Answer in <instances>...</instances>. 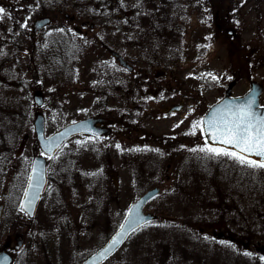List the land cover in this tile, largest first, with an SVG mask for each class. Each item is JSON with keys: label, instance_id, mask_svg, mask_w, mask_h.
<instances>
[{"label": "flooded vegetation", "instance_id": "flooded-vegetation-1", "mask_svg": "<svg viewBox=\"0 0 264 264\" xmlns=\"http://www.w3.org/2000/svg\"><path fill=\"white\" fill-rule=\"evenodd\" d=\"M43 1L0 0V8L4 9L0 14V86H51L54 90L51 112L60 107L58 97L61 101L66 100L64 104L71 116L49 134L67 124L82 120L89 122L87 131L70 137L49 157L51 160L59 158V169L87 170L91 156L96 158L94 163L99 161L94 167L101 169L102 156L114 154V161L107 165L110 167L108 171H114L118 180L123 181L120 175L128 171L127 182L121 184L118 181V190L112 197L116 204H129L126 210L121 208L112 213L113 219L122 215L118 225L106 234L113 222L111 214L105 217L100 208L89 207L82 229H77L74 224L72 227L70 221L69 226H63L65 230L60 236L68 244L77 241L79 246H93L79 262L80 249L70 250L63 264L75 261L82 264L102 249L120 228L130 206L153 188L158 190V195L147 203L146 212L147 206L163 191L164 200L179 203L180 218L155 213L157 218L152 221L161 217L167 224L178 223L176 229H163L172 234L165 238L177 240L176 249H167L164 258H148L154 251L153 245L148 243L150 229L145 227L152 223L149 222L131 232L122 245L100 264L110 261L117 264H264V212L237 210L230 205L234 201L246 200L247 190L241 188L240 194L235 193L234 185L217 173V167L227 162L226 156L191 150L205 144V135L200 130L191 134L200 107L198 98L184 94L185 89L175 82L177 65L167 61V37L152 29L148 34H140L139 20L123 18L120 13L111 18L98 17L99 14L88 17L89 7L85 3L73 0L76 2L74 9L68 10L64 2L49 0L46 4ZM38 9L45 12L36 16ZM134 13L135 10H131L127 16ZM207 14L220 31L225 30V60L231 85L235 88L246 81L248 86L251 83L264 86V0H222L219 3L212 0ZM43 17L49 18V23L37 28L36 21ZM144 30H147L145 26ZM213 61L197 60L195 67L199 73L212 74ZM63 86H68L65 91ZM35 93L42 96L43 106V92L37 88ZM261 101H264L263 96ZM41 107L37 113L44 115L47 130ZM19 122L17 144H6L0 150V181L7 166L20 158L25 148L21 136L24 116ZM148 122L152 123L151 126L146 125ZM1 129L0 126V139L6 140L7 131ZM215 164L208 172L201 169ZM140 170L144 172L137 178ZM164 171L175 172L178 182L175 187L170 185L163 190V184H156L143 189L149 180L169 182L172 175H164ZM29 172L30 167L26 173L19 171L13 189L0 194V236L7 233L9 226L16 233L14 244L11 237L0 243V256H10L12 264L14 256L11 251L23 249L21 234L27 229L24 223L34 222L52 180L48 171L46 190L36 211L30 215L21 211ZM91 174L99 179V172L98 176ZM204 202L210 204L208 212L201 208ZM190 208L197 211L188 210ZM106 227L108 229L104 231ZM137 232L142 236L134 244L133 235ZM81 239L82 242H78ZM167 239L165 246L169 244ZM0 261L4 264L5 260Z\"/></svg>", "mask_w": 264, "mask_h": 264}, {"label": "rangeland", "instance_id": "rangeland-1", "mask_svg": "<svg viewBox=\"0 0 264 264\" xmlns=\"http://www.w3.org/2000/svg\"><path fill=\"white\" fill-rule=\"evenodd\" d=\"M48 1L44 0L43 3L47 4L49 3ZM75 1L87 4L89 7L88 17H96L99 14L98 17L111 18L114 17V14L120 13L123 18H135L139 20L138 30L140 34H148L152 29L158 35H165L167 37V61L170 64L177 65V79L175 82L178 86L181 85L186 90H183L184 94L187 93L188 96L190 95V98L193 96L198 98L197 102L200 107L198 121L202 120L205 110L224 94V91L230 83V75L226 69L225 60L227 37L225 30L220 31L211 19V16L209 18L207 14L209 2L212 0ZM54 2H64L68 10L74 9V4L76 3L73 0H54ZM216 2L219 3L222 0H216ZM47 7L50 9V6ZM131 10H135V13L129 17L127 14ZM44 12L42 9H38L36 16ZM101 12H103V15ZM143 26L147 29L144 32ZM211 59H214L211 63L213 68L212 75L209 76L207 75L208 73H199L195 67L197 60L203 61ZM262 72L264 82V67ZM212 76L217 77V79H212ZM9 81L13 84L11 79ZM67 87L63 86L62 89L65 91ZM37 88L43 92L45 98V103L40 110L45 114L47 120V133H50L55 127L63 125L71 116V112L68 111L64 104L66 100L63 99L61 101L59 97L57 99L60 107L55 112L50 111L54 96V90H52L51 86H0V126L2 128L1 130L7 131L8 134L6 135V140L3 138L0 139V150H3L2 146L6 144H17L19 140V126L21 124L19 120H21L22 116H24V125L21 127L24 132H22L21 136L23 137V142H25V148L22 155L19 156L20 158L17 157L6 168V174L3 180L0 181V194L5 190H12L16 179L19 178L16 174L19 171L26 173L30 167L33 155L42 153L35 136L33 123L35 115L39 110L33 97ZM248 89V82L242 81L233 89V94H240ZM151 124V122L146 123L148 126H151ZM170 124L171 122H169ZM158 125L163 126L162 122H158ZM198 130L200 129L198 128ZM113 157L114 154H111L110 157L107 155L102 156L100 159V168L102 170L94 167L99 162L94 163L96 161L94 156L90 157L91 160L88 162L87 170H81L80 168L66 169L64 167L63 169H59L57 165L59 158L54 160L48 158V171L52 175V180L34 222L24 223L27 229L21 234L24 240L23 249L20 251H11V254L14 256V264H63L65 257L67 259L68 252L70 250L75 251L76 249H80L78 262L80 261V258L86 254L93 244L85 245L84 247L83 244L80 247L79 243H76V240H74L76 242L68 244V241L64 237L62 238L58 235L65 230L63 226H69L71 221L72 227L74 224L77 229H82L85 225L84 216H86V210L89 207H96L94 210L100 208L99 210L102 213L105 212V217L110 214L112 217L113 212H117L121 208L126 210L129 207L127 203L121 202L116 204L114 201L112 202V197L118 190V181L122 184L123 182H127L126 178H128L127 170L120 175V178H124L125 181L118 180L114 171H108L110 167L107 165L110 161H114ZM225 158L228 159L227 162L217 167L219 168V172L217 173L222 174L225 179H228V182L234 185L233 191L235 193L240 194L241 188L247 190L246 200H243V202L234 201L230 205L237 210L264 212V169L251 168L246 165H241L229 157ZM138 162L140 163L141 161ZM216 164L212 166L205 165L201 169L204 172H208ZM80 166L84 169V166ZM98 172L100 173L99 179L96 176L93 177L91 174L93 173L98 176ZM143 172L140 170L137 178L141 177ZM174 173L172 171H164V175H172L169 182L149 180L147 181L148 186L143 189L153 187L156 184H159V186L163 184V190L170 185L175 187L178 182ZM85 175H87V178ZM164 195L163 191L158 198L147 206V210L159 216L161 213H164L180 218L182 215L179 214L181 211L179 203L164 200ZM209 205L208 202L202 203V210L207 209L208 212ZM217 205H220V203L217 202ZM223 205L226 206L225 204ZM188 210L197 211L196 208H190ZM121 216L116 215L115 219L112 217L113 222L109 224V230L105 232L106 234L110 233L118 225L120 221L119 217ZM191 220L193 221V219ZM52 226L55 227H53L55 231ZM176 226H179L177 222L167 224L161 217L145 226L148 230L150 229L148 232H150L151 239L148 243L154 247L152 255L148 256V258H152L153 256L154 258L155 256H157L156 258H164L167 254V249H176L177 246L175 245L177 240L174 237L172 238L174 240L167 239L168 234H172L167 230H163L171 227L176 229ZM108 228L106 227L104 231ZM11 229V226H9L7 233L0 236V243H4L8 237H11L14 244L16 233ZM164 233L167 235H163ZM141 236L138 232L133 235L135 240L134 244L138 243L139 237ZM165 239L169 243L168 246H165ZM78 242H82V239ZM72 264L77 263L75 261ZM108 264H117V262L110 261ZM120 264L125 263L120 262Z\"/></svg>", "mask_w": 264, "mask_h": 264}, {"label": "water", "instance_id": "water-1", "mask_svg": "<svg viewBox=\"0 0 264 264\" xmlns=\"http://www.w3.org/2000/svg\"><path fill=\"white\" fill-rule=\"evenodd\" d=\"M49 22V18H41L36 21V27H41ZM122 62L123 60L120 59ZM263 87L262 86H255L252 84L251 89L244 95L231 97V87L228 88L226 94L224 97H222L220 100H218L215 104L209 107V109L206 111V113L203 116V120L211 119L213 116V113L217 109H225V106L235 102L236 104L241 103L242 101H245L248 98H255L256 103L253 105V110L264 113V105L260 104V96L262 94ZM36 103L38 105L42 104V100L40 95L35 96ZM88 121L82 120L77 121L71 124L66 125L59 131L46 136L45 135V120L41 113H38L36 116V119L34 121L35 125V131L37 138L40 142V146L43 150V152L47 155H52L58 147L64 143L68 138L71 136L81 133L84 131H87V125ZM51 138V139H50ZM208 142L210 144H213L210 137H207ZM216 146H222L224 145L220 144H213ZM252 159H259V157H251ZM31 178V179H30ZM31 183L32 187L29 188V184ZM47 184V173H46V158L44 156H35L32 162L30 176H29V182L27 185L26 191L29 192V196L25 197L23 200V204L25 205V209L30 213V215H33L37 206L38 201L41 198V195L46 187ZM157 194V190H150L146 194H144L142 197H140L136 203H134L130 209H133L134 206H138V211H134L132 216H129V212L127 216L125 217L123 221V225H125L124 228V235L121 237V242L112 248H110L107 252H105V249H108L109 245L111 244L112 238L117 235V233L121 232V228L116 232V234L111 238V240L97 253H95L92 257H90L87 261H85L83 264H100L103 262L108 256H110L126 239V237L133 231V228H138L139 226L145 224L148 221H151L154 219V216L150 213H145L143 210V207L145 204ZM30 202V203H29ZM139 225V226H137ZM101 253H104V255H101ZM11 263V258H6V264Z\"/></svg>", "mask_w": 264, "mask_h": 264}, {"label": "snow or ice", "instance_id": "snow-or-ice-1", "mask_svg": "<svg viewBox=\"0 0 264 264\" xmlns=\"http://www.w3.org/2000/svg\"><path fill=\"white\" fill-rule=\"evenodd\" d=\"M2 13H4V9L0 8V14ZM207 75L211 76L212 74ZM212 79L215 80L217 77L212 76ZM255 103L254 97L239 104L232 102L226 105L223 110H215L211 119L194 121L191 134L195 135L199 128L206 139L204 146L191 150L213 156H226L241 165L264 169V113L253 110ZM207 137L211 138L213 144L218 143L225 147H215L213 144H209ZM117 147L119 148V145ZM253 156L259 157V159H252ZM31 187L30 183L29 188ZM24 195L28 197L29 192L25 191ZM24 210L25 205L21 204V211ZM134 211H138V206L129 210V216H132ZM120 228L121 232L112 238L111 244L108 249H105V252L121 242L125 225L122 224ZM134 230L135 228H133Z\"/></svg>", "mask_w": 264, "mask_h": 264}]
</instances>
